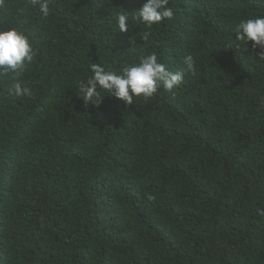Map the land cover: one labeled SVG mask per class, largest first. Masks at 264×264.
I'll use <instances>...</instances> for the list:
<instances>
[{
    "label": "trees",
    "instance_id": "trees-1",
    "mask_svg": "<svg viewBox=\"0 0 264 264\" xmlns=\"http://www.w3.org/2000/svg\"><path fill=\"white\" fill-rule=\"evenodd\" d=\"M144 2L0 7L36 52L30 98L0 76V264H264V59L234 46L264 3L169 0L173 19L141 41L115 17ZM152 53L170 71L191 54L196 73L132 106L77 96L92 63L119 73Z\"/></svg>",
    "mask_w": 264,
    "mask_h": 264
},
{
    "label": "clouds",
    "instance_id": "clouds-1",
    "mask_svg": "<svg viewBox=\"0 0 264 264\" xmlns=\"http://www.w3.org/2000/svg\"><path fill=\"white\" fill-rule=\"evenodd\" d=\"M32 8H38L39 14L47 18L50 13L51 0H27ZM264 3V0H260ZM5 0H0V7ZM169 0H145L138 11L130 14L119 10L116 14V24L119 32L129 31V19L141 23L148 31L142 33L140 40L146 41L151 35L153 25L173 19V9L168 6ZM234 46L244 48L252 42V50L260 49L258 57L264 59V15L241 19L235 28ZM133 47L136 42L132 40ZM132 47V48H133ZM36 56L32 42L22 29L8 27L0 29V76L12 74L17 82L12 84L11 94L17 97H31L32 90L26 84L19 82L27 66ZM196 60L189 54L183 57V65L176 71H170L165 64L159 62L156 53L140 58L138 63L125 66L119 73L97 63L90 65L91 75L86 80H78L77 88L84 106L92 105L98 108L105 94L122 101L126 106H132L134 97L145 100L153 97L163 88L172 92L184 80L186 74L196 73ZM259 214L264 215V211Z\"/></svg>",
    "mask_w": 264,
    "mask_h": 264
}]
</instances>
